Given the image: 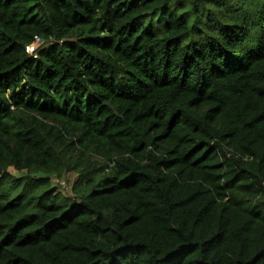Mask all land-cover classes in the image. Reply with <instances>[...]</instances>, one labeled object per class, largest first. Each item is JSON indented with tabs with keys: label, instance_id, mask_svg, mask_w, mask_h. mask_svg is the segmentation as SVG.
Masks as SVG:
<instances>
[{
	"label": "trees",
	"instance_id": "16d2710c",
	"mask_svg": "<svg viewBox=\"0 0 264 264\" xmlns=\"http://www.w3.org/2000/svg\"><path fill=\"white\" fill-rule=\"evenodd\" d=\"M0 264H264V0H0Z\"/></svg>",
	"mask_w": 264,
	"mask_h": 264
},
{
	"label": "built area",
	"instance_id": "2783aa9c",
	"mask_svg": "<svg viewBox=\"0 0 264 264\" xmlns=\"http://www.w3.org/2000/svg\"><path fill=\"white\" fill-rule=\"evenodd\" d=\"M42 42V40H38L36 43L34 44H31V45H28L26 47L27 51L30 53V54H34L35 53V50L37 49V46H38V43ZM62 183L63 186H65V181H59Z\"/></svg>",
	"mask_w": 264,
	"mask_h": 264
},
{
	"label": "rangeland",
	"instance_id": "374dc122",
	"mask_svg": "<svg viewBox=\"0 0 264 264\" xmlns=\"http://www.w3.org/2000/svg\"><path fill=\"white\" fill-rule=\"evenodd\" d=\"M12 171H13V173L15 174V175H17V176H22V175H24L25 173L24 172H19V171H16V170H14V169H12ZM74 178H76V175H75V177ZM63 181H65V180H63ZM65 183H66V188H65V190H70V188H71V186H70V183L66 180L65 181Z\"/></svg>",
	"mask_w": 264,
	"mask_h": 264
}]
</instances>
